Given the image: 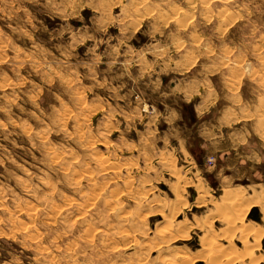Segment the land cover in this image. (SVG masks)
Returning a JSON list of instances; mask_svg holds the SVG:
<instances>
[{"label": "rangeland", "instance_id": "rangeland-1", "mask_svg": "<svg viewBox=\"0 0 264 264\" xmlns=\"http://www.w3.org/2000/svg\"><path fill=\"white\" fill-rule=\"evenodd\" d=\"M189 76L190 161L144 136ZM0 264H264V0H0Z\"/></svg>", "mask_w": 264, "mask_h": 264}, {"label": "crops", "instance_id": "crops-1", "mask_svg": "<svg viewBox=\"0 0 264 264\" xmlns=\"http://www.w3.org/2000/svg\"><path fill=\"white\" fill-rule=\"evenodd\" d=\"M167 82L168 81H165V78L162 77L155 82L153 90H147L150 94L151 103H157L159 98L155 96L161 94L164 97L165 102L168 103V107L164 113L160 114V120L147 122V125L150 124L152 128L151 131L147 130L144 136L148 137L150 133H154V144L165 154L179 155L184 160H194L195 157L188 148L187 136L190 133V129L188 128L189 125L182 122L180 112L173 103L170 102L177 97L186 101H195L193 104L194 113L195 116L199 118V123H201L200 134L208 143V154H213L217 150L231 148L232 139L228 141L223 133L229 124L221 122V119L217 115L213 118L209 116L207 119L204 117L207 116L206 114L211 111L212 108H214L213 105L217 103L215 93L210 91L209 87L203 93L201 92L204 88V79L189 76L188 78L180 80L179 83H175L172 87L163 90L161 87L163 84L166 85ZM141 87L144 88L145 86L143 87L140 82L138 89ZM152 96L153 99L151 98ZM153 116L155 117V114H153ZM201 118L205 120L202 121ZM159 125H162L163 128L159 129ZM158 144L161 146H157ZM154 151H157L156 148H154ZM232 154L234 156V153ZM198 160L200 161V159ZM227 160H230V156L227 157ZM232 167H234V164L227 161L224 166L218 168L217 174L221 185L232 183L235 180L232 171L230 172L226 170ZM232 170L234 171L233 168Z\"/></svg>", "mask_w": 264, "mask_h": 264}]
</instances>
